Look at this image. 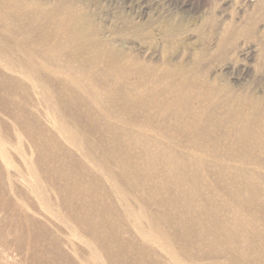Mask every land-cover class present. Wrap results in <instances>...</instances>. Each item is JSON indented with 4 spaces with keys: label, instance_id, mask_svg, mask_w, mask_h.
<instances>
[{
    "label": "bare ground",
    "instance_id": "6f19581e",
    "mask_svg": "<svg viewBox=\"0 0 264 264\" xmlns=\"http://www.w3.org/2000/svg\"><path fill=\"white\" fill-rule=\"evenodd\" d=\"M91 18L83 0H0V113L37 154L15 164L4 126L2 245L20 264H100L37 218L26 191L44 199L45 179L66 227L106 264H264V97L200 67L123 60Z\"/></svg>",
    "mask_w": 264,
    "mask_h": 264
},
{
    "label": "rangeland",
    "instance_id": "374dc122",
    "mask_svg": "<svg viewBox=\"0 0 264 264\" xmlns=\"http://www.w3.org/2000/svg\"><path fill=\"white\" fill-rule=\"evenodd\" d=\"M83 6L92 15V25L102 39L112 41L123 60L134 58L146 66L170 69L200 67L214 83L227 86V90L233 89L251 99L264 97V0H83ZM117 29L123 35L117 36ZM223 43L225 53L220 52ZM12 74L25 80L21 74ZM32 91L30 89L29 96L32 98L33 94L37 102ZM41 111L42 114L47 112V118L56 123L48 108L42 106ZM5 125L12 134V141L6 147L13 162L21 164V153L26 151L30 153L29 162L34 164L37 154L30 150L22 134H14L13 124L0 113L1 136L5 133ZM129 178L124 177V186ZM41 183L45 188L44 199L30 193L29 189L26 191L33 206L44 213L37 218L50 228L47 215L58 226L54 232L71 235L83 253L92 251L96 262L106 264L103 254L93 243L85 244L74 236V230L66 227L59 214L62 210L58 199L48 190L45 179ZM102 185L110 192L108 182ZM133 194L140 195L139 189H134ZM28 211L32 213L30 208ZM5 215L0 212L1 233L10 228ZM120 224L126 226V223ZM0 239H3L0 253L10 252L4 255L6 258L0 257V264H20L22 255L2 245L10 236Z\"/></svg>",
    "mask_w": 264,
    "mask_h": 264
}]
</instances>
